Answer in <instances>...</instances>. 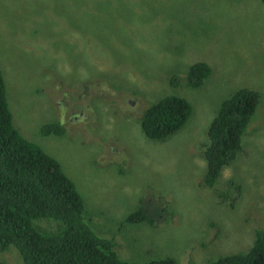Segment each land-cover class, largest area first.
I'll list each match as a JSON object with an SVG mask.
<instances>
[{"label": "rangeland", "instance_id": "rangeland-1", "mask_svg": "<svg viewBox=\"0 0 264 264\" xmlns=\"http://www.w3.org/2000/svg\"><path fill=\"white\" fill-rule=\"evenodd\" d=\"M198 14L201 27L186 34L183 25ZM259 45L264 0H0V70L14 125L59 160L85 200L87 224L131 262L169 256L210 264L247 251L256 228L264 229ZM198 61L213 64L212 74L188 87ZM241 87L260 94L258 130L244 134L243 152L208 188L206 161L199 169L203 161L191 151L195 132ZM166 95L187 98L194 112L182 129L156 141L141 119ZM46 123L61 124L64 134H43ZM209 145L207 136L197 148ZM141 204L160 220L128 222ZM40 221L47 231L60 225ZM4 259L25 264L15 247L0 252Z\"/></svg>", "mask_w": 264, "mask_h": 264}, {"label": "trees", "instance_id": "trees-1", "mask_svg": "<svg viewBox=\"0 0 264 264\" xmlns=\"http://www.w3.org/2000/svg\"><path fill=\"white\" fill-rule=\"evenodd\" d=\"M200 25L201 15L187 20L183 27L189 34ZM244 27L240 26L241 30ZM206 29H212L208 23ZM222 41L224 47H230ZM258 48L264 54V46ZM245 60L250 67L253 57L247 55ZM212 65L205 61L192 64L187 74L189 85H203L212 74ZM6 91L0 70V252L15 247L25 264H179L169 256L147 262L122 260L113 243L99 237L85 221L84 199L59 160L26 138L14 125ZM259 105V92L241 87L222 100L217 113L212 111L198 125L191 151L203 161L197 163L199 169L206 161L204 185L208 188L243 152L242 137L247 130L249 133L258 130ZM145 111L141 119L144 133L153 140L165 141L184 127L194 107L184 97L166 95ZM41 131L64 134L65 129L59 123H46ZM207 136L210 145L201 152L197 145ZM225 203L234 202L229 199ZM145 218L143 209H138L127 221L138 222ZM38 219L54 220L60 225L54 231H47L50 229L42 225L44 220L39 222L40 227L35 224ZM261 228H256L254 243L247 251L224 255L210 264H264V229Z\"/></svg>", "mask_w": 264, "mask_h": 264}, {"label": "clouds", "instance_id": "clouds-1", "mask_svg": "<svg viewBox=\"0 0 264 264\" xmlns=\"http://www.w3.org/2000/svg\"><path fill=\"white\" fill-rule=\"evenodd\" d=\"M193 64H194V63H193ZM186 78H187V75H186ZM186 82H187V86H188V87H192V86L189 85V82H188L187 80H186ZM178 84H179V83L175 84V87L178 86ZM198 87H200V86H198ZM193 88H197V87H193ZM176 96H178V95H176ZM181 97H182V96H181ZM184 98H185V97H184ZM162 99H163V98H162ZM186 99H187V98H186ZM187 100H188V99H187ZM188 101H189V100H188ZM157 102H158V101H157ZM189 102H190V101H189ZM155 103H156V102H155ZM190 103H191V102H190ZM153 104H154V103H153ZM153 104H152V105H153ZM191 104H192V103H191ZM152 105H151V106H152ZM141 127H142V126H141ZM247 132H248V130H247ZM246 134H247V133H246ZM243 136H244V135H243ZM244 144H245V143H244ZM242 145H243V137H242ZM243 147H244V145H243ZM243 147H242V148H243ZM213 186H214V185H213ZM209 188H210V187H209ZM81 195H82V194H81ZM82 197H83V196H82ZM83 199H84V198H83ZM84 202H85V200H84ZM141 205H142V204H141ZM138 209H143L144 214H145V216H146V218H145L144 220H147V219H151V220H153V221L160 220L159 218H156V217H154V216H152V215L147 214V212L145 211L143 205H142V207H140V208H138ZM138 209H137V210H138ZM135 211H136V210H135ZM135 211H134V212H135ZM132 213H133V212H132ZM128 217H129V216H128ZM128 217H127V218H128ZM126 220H127V219H126ZM128 222H129V221H128ZM11 249H12V248H11ZM11 249H9V250H11ZM6 251H7V250H6ZM221 257H222V256H221ZM161 258H163V257H161ZM219 258H220V257H219ZM219 258H218V259H219ZM6 259H7V258H6ZM6 259L0 261V264H1L3 261H5ZM22 259H23V258H22ZM154 259H158V258H154ZM218 259H217V260H218ZM151 260H152V259H151ZM23 261H24V260H23ZM149 261H150V260H149ZM191 261H192V260H191ZM191 261H190V262H191ZM215 261H216V260H215ZM144 262H147V261H144ZM190 262H189V263H190ZM213 262H214V261H213ZM24 263H25V262H24Z\"/></svg>", "mask_w": 264, "mask_h": 264}]
</instances>
